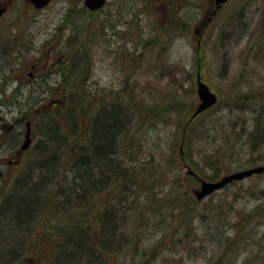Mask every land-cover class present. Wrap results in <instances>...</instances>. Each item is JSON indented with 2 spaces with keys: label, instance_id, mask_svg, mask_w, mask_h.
Wrapping results in <instances>:
<instances>
[{
  "label": "rangeland",
  "instance_id": "rangeland-1",
  "mask_svg": "<svg viewBox=\"0 0 264 264\" xmlns=\"http://www.w3.org/2000/svg\"><path fill=\"white\" fill-rule=\"evenodd\" d=\"M82 6L83 0H53L45 8L34 10L14 0L8 10L4 23L14 21L23 29L18 32V43H9L10 53L0 59L6 66L4 73H0V88H6V95H0V129L8 136L21 129L24 133L23 115L31 108L35 111L34 106H47V100L39 99L48 97V92L42 93L39 87L44 85L41 77L45 76L49 85L56 88L58 75L49 74L50 70L58 68L57 61L78 46L72 28L63 25L65 17L69 20L71 13L76 16L72 9ZM214 10L213 0H107L103 9L84 18L93 33V43L86 46L88 61L85 55L86 63L79 62L88 67L89 73L82 86L88 93L84 103L93 98L90 108H97L104 99L112 100L115 95L126 93L133 97L138 113L166 111L168 103L182 109L178 114L156 115L154 123L148 120L149 115L145 117L142 130L119 153L123 166H136L131 168L139 171V181L159 178L156 183L164 185L158 189L167 200L182 196L186 187L194 190L189 186L193 176L184 173L191 170L192 164L187 159L188 165L182 163V146H174L182 140L181 129L177 130L174 123L185 122L199 103L197 75L217 95L219 103L215 111L200 116L205 118L203 126L209 129L205 132L203 126L196 127L203 137L201 142L207 141L204 151L212 158L211 164H205L196 153L202 143H195V153L188 157L205 177L201 180L217 181L224 175L263 165L256 156L263 148L254 149L256 154L253 153L246 138L253 113L245 106L229 104L234 96L249 94L253 100L243 101L244 104L258 110V102L264 109V48L257 54L255 47L256 43L262 45L264 0H228ZM14 46L16 49H12ZM23 57L31 63L38 62L37 69L19 67ZM67 60L68 57L65 63ZM9 69L15 71L10 75L12 82L6 86L4 77ZM28 72L33 78H29ZM16 81L21 88L13 94ZM59 91H50V98H61ZM21 100L28 105L20 104ZM200 119H195L194 126ZM231 132L240 135L233 137ZM10 143L14 144L9 137L0 147V174L3 172L6 179L9 177L5 167L13 173V167H29L26 160L35 154L37 141L32 140L18 162L15 155H9ZM128 152L133 158L128 157ZM161 161L167 167H149ZM217 168L219 176H215ZM145 197V192L134 187L122 191L107 189L99 194L100 200L114 205L118 215L125 219L112 224L115 232L124 233L114 239L116 249L120 247L115 251L119 262L264 264V172L233 181L188 207H166L155 215L135 218L136 207L142 205ZM147 216H151L149 221Z\"/></svg>",
  "mask_w": 264,
  "mask_h": 264
},
{
  "label": "trees",
  "instance_id": "trees-1",
  "mask_svg": "<svg viewBox=\"0 0 264 264\" xmlns=\"http://www.w3.org/2000/svg\"><path fill=\"white\" fill-rule=\"evenodd\" d=\"M101 9L90 11L83 5L80 9H72L76 16L71 13L70 22L65 17L66 22L63 25L67 26V29L72 28L78 46L71 53L66 52L63 59L57 61L60 63L58 68L50 70L49 74L58 75L56 88L49 85L45 76L41 77L44 85L39 87L42 93L48 92V97L39 99L44 102L47 100V106H34L37 107L35 111L31 108L23 115L24 130L26 123L29 122L31 143L34 139L37 143L34 146L35 154L26 160L30 162L29 167H13L15 174L5 167L8 179L3 172L0 174V264H124L117 259L115 251L120 250V247L116 249L114 244V239L122 237L124 233L115 232V226L112 224L116 221V223L123 222L125 219L118 215L119 210L114 205L100 200L99 194L102 190L122 191L134 187L145 192L144 202L136 207L135 218L143 217V214L155 215L156 211L159 212L166 207L178 208L180 205L187 206L189 203L200 201L188 187L183 190L182 196L167 200L158 189L164 185L156 183L159 178L153 180L144 178L139 181L137 178L139 171L131 168L136 166H123V162L119 159V153L126 142H132L137 132L142 130L145 117L149 115L148 120L154 123L153 118L156 115L160 116L168 112L178 114L182 109H177L176 106L168 103L166 111L152 114L151 110H146L138 113L133 97L126 93L115 95L112 100L104 99L102 105L97 108L93 106L90 108L93 98L84 103V97L88 93L82 86L85 76L89 73L88 67L84 63L80 66L79 62L88 61L86 46L93 43L90 37L93 36L90 31L91 25H86L84 18L88 15L94 16ZM77 19L81 22L77 23ZM83 23H85L84 27ZM182 28L185 30L184 24ZM252 34L254 31L251 36ZM8 36L11 38L6 39V55L11 50L9 43L16 42L15 37L10 34ZM260 40L262 45L256 43L255 46L257 54L261 48H264V32L260 33ZM12 49H16V46ZM83 50H85L84 55ZM85 55L86 60L83 57ZM66 57H68L67 63H65ZM21 61L19 64L21 68L27 65L31 69L36 63L35 61L31 63L25 57ZM14 71L15 69H9V73L5 75L6 86L12 82L10 75ZM16 83L18 85L12 89L13 94H18L21 88L20 82L16 81ZM52 90H60L61 98L57 100L50 98L49 92ZM5 93L6 88H0V95L5 96ZM233 99V103L229 105L245 106L253 113L251 129L247 132L246 138L251 142H249L250 149L253 153L256 152L254 149L263 148V152L255 154L264 165L263 106L257 102V105L254 104L258 106L257 110L251 105H245L243 101L253 100V96L249 94L236 95ZM37 100L36 97L33 104ZM19 103L28 105L25 100ZM33 104L29 106L33 107ZM217 107H219L218 99L216 104L194 117H192L193 111L182 124L180 121L174 123L177 130L181 129L179 131L182 134L181 143H176L174 146L177 148L178 145L182 146L184 153L183 156L179 154V158L183 157L184 161L181 162L186 165L188 162L192 164L189 166L196 176L191 178L193 183H189L192 189L199 186L200 177L205 178L189 159L195 153L192 148L195 143H202L196 153L201 156L204 163L209 165L212 160L204 151V143L207 141L201 142L203 137L197 133L196 127L203 126L205 118L200 116L211 110L215 111ZM196 118L201 119L194 126ZM203 128H206V132L209 126L204 124ZM24 133L21 129L20 132L8 136L0 129V147L10 137L14 144L10 143L9 155H15L16 162L30 148L20 150L19 141ZM231 134L233 137L240 135L234 132ZM128 157H131V153ZM162 161L149 167H167ZM254 163L257 164L256 162L252 164ZM218 169L220 168L215 169V176L217 174L219 176ZM149 175H153V172ZM143 176L146 177V174L144 173ZM150 218L151 216H147L146 221ZM128 238L132 237L128 236Z\"/></svg>",
  "mask_w": 264,
  "mask_h": 264
},
{
  "label": "water",
  "instance_id": "water-1",
  "mask_svg": "<svg viewBox=\"0 0 264 264\" xmlns=\"http://www.w3.org/2000/svg\"><path fill=\"white\" fill-rule=\"evenodd\" d=\"M28 1L36 9H40L47 6L52 0H28ZM226 1L227 0H213L215 5L214 12H216L224 3H226ZM105 3L106 0H83V5L86 7V9L90 11L101 9ZM196 95L199 100V103L195 108L192 117L198 115L199 113L208 109L217 102V95L213 91H211V89L203 81L200 80V77L198 75L196 76ZM30 134H31L30 123L27 122L25 138L24 141L21 143L20 150H26L29 147L31 143ZM262 172H264V165L251 167L248 169H244L224 175L217 181L209 182V181L200 180V188L194 191V195L197 200H201L205 196L210 195L212 192L226 186L227 184H230L235 180L239 181L244 178L250 177L252 175L260 174ZM188 173L192 174V172L189 170Z\"/></svg>",
  "mask_w": 264,
  "mask_h": 264
},
{
  "label": "flooded vegetation",
  "instance_id": "flooded-vegetation-1",
  "mask_svg": "<svg viewBox=\"0 0 264 264\" xmlns=\"http://www.w3.org/2000/svg\"><path fill=\"white\" fill-rule=\"evenodd\" d=\"M22 3H26L27 6L31 7L34 10H41V9H36L34 6L28 1V0H19ZM14 0H0V59L5 58L6 53H7V47H6V39L9 37L8 34L12 35L15 37L16 42H18V39L20 38V34L18 33L19 31L23 29H19L20 25H15L14 21L11 22L10 24H5L4 23V18L7 16V12L10 9L11 5H13ZM11 38V37H9ZM0 73H4L6 70V66L3 65V62L0 63ZM38 67V62L33 64L31 66L32 69H37ZM29 78H33V74L31 72L27 73ZM5 83V79H4Z\"/></svg>",
  "mask_w": 264,
  "mask_h": 264
},
{
  "label": "bare ground",
  "instance_id": "bare-ground-1",
  "mask_svg": "<svg viewBox=\"0 0 264 264\" xmlns=\"http://www.w3.org/2000/svg\"><path fill=\"white\" fill-rule=\"evenodd\" d=\"M25 133H26V130H25ZM25 133H24V136H23V141H24V138H25ZM30 139H32V138H31V134H30ZM23 141H22V142H23Z\"/></svg>",
  "mask_w": 264,
  "mask_h": 264
}]
</instances>
